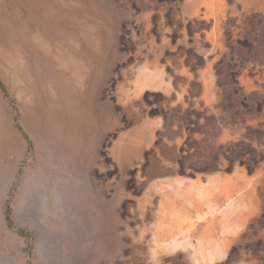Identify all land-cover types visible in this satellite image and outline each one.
Returning <instances> with one entry per match:
<instances>
[{"label": "rangeland", "instance_id": "374dc122", "mask_svg": "<svg viewBox=\"0 0 264 264\" xmlns=\"http://www.w3.org/2000/svg\"><path fill=\"white\" fill-rule=\"evenodd\" d=\"M44 1L0 0V264H264V0H224L214 40L188 0H96L80 87L33 43L62 37Z\"/></svg>", "mask_w": 264, "mask_h": 264}, {"label": "bare ground", "instance_id": "6f19581e", "mask_svg": "<svg viewBox=\"0 0 264 264\" xmlns=\"http://www.w3.org/2000/svg\"><path fill=\"white\" fill-rule=\"evenodd\" d=\"M62 1V0H61ZM64 2L63 3H53L50 7V10H53L54 12L60 10V9H68L70 8V12L72 9H74V7H76L77 5L79 7H84L83 9V12L88 9L89 7L93 9V6L91 5L90 1L89 0H63ZM70 1L72 3H70ZM224 0H188L187 1V5L185 7V10L184 12L186 14H189L190 16H196V17H201L202 19H204L206 22H209L212 18L210 17V12L211 14H215L214 16V22H213V25H214V28L213 29V34H209L210 35V38L211 40H214L215 38V34H216V31L219 30L221 28V24H222V20L223 18L225 17V14L227 12V5ZM223 5H226L225 8L221 9V7ZM220 7V10L218 12H214V8L215 7ZM222 14H219L221 13L220 11H222ZM83 12H81V14L77 13L76 15H72V16H69V18L71 17L72 20H78V19H83L85 13L83 14ZM89 14V13H88ZM86 15V16H89V15ZM23 15V14H22ZM25 19V17H24ZM81 21V20H80ZM97 21V18H93L91 20V22L89 23L88 25V28H92V32L91 33H88V39L92 45L93 48L97 49L99 48L100 44H101V37H100V33H99V28H100V24L99 25L95 22ZM34 31L33 32V39L35 40L36 43H40V49L48 56H50V58H52L56 64V66L62 71L64 72L66 75H70L72 81H74V79H78V75H79V71L81 70V64L79 62V55L77 53V48H76V44L73 45V44H70L71 47L68 48L67 47V50L65 51V47L64 46H58L59 44L58 43H54V41H51V40H48L46 39V36L44 35V33L42 32V30H38V29H35V30H32ZM65 39V38H64ZM63 41V40H62ZM7 53V52H6ZM5 53V55H6ZM83 54V53H82ZM7 57H9V61H10V58H12V54L10 53H7L6 55ZM142 72V71H141ZM154 75V73H149V75ZM156 74V73H155ZM14 75V74H13ZM140 75H142L140 73ZM148 75V76H149ZM157 75V74H156ZM147 76V75H146ZM140 80V79H139ZM152 81V80H151ZM154 81V80H153ZM148 83V82H147ZM19 85V84H18ZM15 86V85H14ZM171 186V184H169ZM173 186V185H172ZM172 188V187H171ZM175 192V191H174ZM228 201V200H227ZM191 202V201H190ZM170 203V202H169ZM167 204V203H166ZM228 204V203H227ZM171 205V204H170ZM229 206V205H228ZM171 207V206H170ZM169 207V208H170ZM166 208V207H165ZM173 208V207H172ZM181 208V207H180ZM230 208V207H229ZM167 209V208H166ZM179 209V206L178 208ZM176 209V210H177ZM175 210V208L173 209ZM172 210V211H173ZM174 211V212H177V211ZM180 210V209H179ZM178 210V211H179ZM166 211V210H165ZM164 211V212H165ZM169 211V210H168ZM224 211V210H223ZM181 212V211H180ZM179 212V213H180ZM183 212V211H182ZM177 216H176V220H174L175 222V225H174V230L172 232V234L170 235L169 239L167 240V244L173 248L175 247H178L180 245H183L184 243H191V241H189V237H190V234L192 233V231L194 230V227H195V224H196V218L195 217H192V216H185L183 213L179 214L178 215V212L176 213ZM172 215V213L170 214ZM174 216V215H173ZM175 217V216H174ZM198 218H204L203 215L200 213L198 214ZM197 218V219H198ZM205 219V218H204ZM170 222V221H169ZM217 222V220H216ZM228 222V221H227ZM220 223H223V222H220ZM166 224V223H165ZM162 225V226H165ZM213 224V223H212ZM159 225V224H158ZM167 225V224H166ZM211 225V224H210ZM215 225V224H214ZM222 226V224H221ZM166 227V226H165ZM215 227V226H214ZM163 228V227H162ZM168 228V227H167ZM213 228V227H212ZM234 228V227H233ZM161 229V227H160ZM173 229V227H172ZM225 230V229H224ZM161 233V232H160ZM164 235V234H163ZM166 235V234H165ZM169 235V234H168ZM210 235V233H209ZM212 235V234H211ZM207 236V235H206ZM215 236V235H214ZM212 236V237H214ZM208 237V236H207ZM211 237V236H210ZM209 237V239H210ZM198 239V238H197ZM203 239V238H200V240ZM204 239H207L208 238H205ZM191 240V239H190ZM199 240V239H198ZM196 240V241H198ZM214 240V239H212ZM203 241V240H202ZM201 241V243H202ZM218 241V240H217ZM224 241V239H223ZM162 242V241H161ZM165 242V241H164ZM200 242V241H199ZM198 242V243H199ZM207 242V241H206ZM211 242V241H209ZM213 242V241H212ZM220 242V241H219ZM227 242V241H226ZM197 243V244H198ZM200 243V244H201ZM218 243V242H217ZM229 243V242H227ZM155 244V243H154ZM212 244V243H211ZM163 245V244H162ZM190 245V244H189ZM213 245V244H212ZM167 246V245H166ZM165 246V248H166ZM187 246V245H186ZM193 246V245H192ZM168 247V246H167ZM182 247V246H181ZM184 247V246H183ZM199 247V246H197ZM196 247V248H197ZM210 247V245H209ZM154 248V247H153ZM158 248V247H156ZM164 248V247H163ZM164 248V249H165ZM185 248V247H184ZM200 248V247H199ZM204 248V247H203ZM211 248V247H210ZM216 248V247H215ZM195 249V248H194ZM193 249V251H194ZM170 250V249H169ZM176 250V248H175ZM191 250V249H190ZM197 250V249H196ZM195 250V251H196ZM202 250V249H200ZM171 251V250H170ZM174 251V250H173ZM210 251V250H208ZM220 251V250H219ZM153 252H156V251H153ZM198 252V251H197ZM204 252V251H203ZM202 252V253H203ZM211 252H215V251H211ZM210 254V253H209ZM154 255V254H153ZM197 255V254H196ZM205 256V255H204ZM207 256V255H206ZM154 257V256H153ZM193 257V256H192ZM202 257V256H201ZM200 258V257H199ZM194 259V258H193ZM202 260V258H201ZM204 262V261H203ZM163 263V262H162ZM200 263V262H199ZM202 263V262H201Z\"/></svg>", "mask_w": 264, "mask_h": 264}, {"label": "crops", "instance_id": "0c3cea01", "mask_svg": "<svg viewBox=\"0 0 264 264\" xmlns=\"http://www.w3.org/2000/svg\"><path fill=\"white\" fill-rule=\"evenodd\" d=\"M89 1H90L91 5L93 6V9L89 7L84 12H83L84 7H79L78 5L76 7H74V9H72L71 12H70V8L60 9L57 12L50 10V7L53 3L60 4V3L64 2L63 0L62 1L61 0H45L44 5L41 8V18H42L43 22L47 26L57 28L59 30V33H62V37L56 41V43L59 44L58 46H60V45L64 46L65 51H66L67 47L68 48L71 47L70 44H73V45L76 44L77 45L76 48H77V53L79 55V62L81 64V68H80L81 70L79 71L78 79H74L73 83H75V85L78 87H80L82 85V83H84L83 81H84L86 69L88 66L87 61L89 60L90 52L91 51L95 52V51H97V49H99V48H97V49L93 48L89 39H88V36H89L88 33H91L93 30L92 28H88L89 23L94 18V16L92 15L93 10L96 11V13L99 12V10H97V8H98V6L96 4L97 1L96 0H89ZM70 3H72V2L70 1ZM81 12H83V14L85 13L83 19L80 18L78 20H72L71 17L69 18V16L76 15L77 13L81 14ZM227 12H228V9H227ZM227 12H226V14H227ZM24 14H25V12L23 10H20V15L23 18L25 17ZM87 14L89 16H86ZM99 14H101V12H99ZM96 18H97V21H95V22L98 25H99V23L103 24L102 17H101V19H100V16H97ZM29 19L30 18L25 17L24 21L28 27H31L29 25V23H30ZM211 20L214 21V19H211ZM212 28H214L213 23H212ZM35 29L41 30V28L38 27L37 25H36ZM35 29L33 28V30H35ZM31 31H32V28H31ZM89 31H91V32H89ZM208 34H213V29L211 31H209ZM46 39L50 40L48 37H46ZM33 43L35 44V46L37 48L40 49V43L39 44L36 43L34 39H33ZM86 46L89 47V49H87ZM4 49H6V45L2 44V52ZM5 53L6 52H3L4 55H5ZM7 53H9V52H7ZM7 53H6V55H7ZM11 80H12V82L10 84V87L12 89V93H14L16 95L18 100L22 101L24 103H27L28 101H30V99L32 97L31 91L26 86V84L22 81L17 66H15V68L11 72Z\"/></svg>", "mask_w": 264, "mask_h": 264}]
</instances>
